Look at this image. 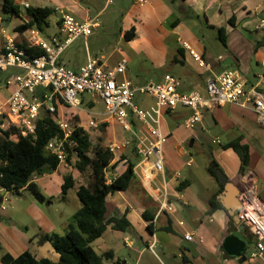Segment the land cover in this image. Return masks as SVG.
<instances>
[{"label": "crops", "instance_id": "crops-1", "mask_svg": "<svg viewBox=\"0 0 264 264\" xmlns=\"http://www.w3.org/2000/svg\"><path fill=\"white\" fill-rule=\"evenodd\" d=\"M15 2L20 5L28 3L36 7L47 6L59 10L60 13L64 7L61 0H36L34 5L24 0L19 2L15 0ZM134 2L138 8L143 9L146 6L152 8L156 24H148L147 30L161 33L160 37L163 40L167 39L169 34L177 35V42L193 45L204 58L207 66L200 67L186 48L181 46L178 51L181 57H175L168 68L165 67V59L158 63L167 70L163 73L164 75L171 74L168 71L171 68H179L183 64L188 66L190 72L188 78L191 83L184 84L181 77H178L179 75H174L182 81L180 91L187 92L196 89L206 96V78L218 75L227 69H236L246 80L247 86L259 84L260 88L264 89V81L260 82V77L264 74V29L257 28L260 19L264 18V0L183 1L190 13L203 14L205 21L209 22L213 28L224 27L226 29L227 45H224L225 49L220 53L208 52L202 41L192 34L183 20L176 18L179 21L178 24L169 27L168 20L171 11L166 0H147L143 4L137 0ZM90 13L87 9L83 19L90 17ZM25 15L19 17L18 22H6L7 27L0 23V49L6 37H13L16 43L27 42V31L20 34L16 30L17 26L27 21ZM144 17L148 16L145 14L141 19ZM230 18L234 19V25L229 23ZM163 24L170 29L168 31L163 29L161 27ZM46 33L49 35L48 32ZM150 34L152 35V32ZM155 39L159 40L158 37ZM158 47H161L163 52L166 51V45ZM121 58L111 55L105 60L96 59L105 66H114ZM224 63L230 65L224 66ZM81 67L82 65L75 70L78 71ZM18 70L21 72L20 69ZM128 72L130 69L127 68L124 75L127 79H129ZM251 73L254 75L253 78H250ZM7 78L8 75L2 77L0 74L1 98L9 94H2V87ZM147 83L143 78L138 79L133 85L137 87ZM86 101L85 103H89L91 100ZM83 102L82 104H85ZM93 103L94 105L88 109L86 107L81 109L82 104L78 108H70L61 104L59 114L65 119L76 115L79 123L86 127L92 120L90 117L102 123L105 121L104 110L103 112L94 111L95 100ZM70 109H74V112ZM191 113V109L178 106L175 110H169L163 115L161 129L167 136V141L163 145V172H156L152 162H141L139 157L134 167L135 178L128 189L109 195L108 202L111 208L109 215L115 217L126 215L131 230L119 231L110 225L103 235L92 243L99 255H104L106 252L113 253L112 258L104 259L105 264H264V258L249 262H246V258L242 262L241 257L229 255L224 250L223 242L229 234L239 233L246 245L247 241L251 243L250 251L254 249L255 237L247 228L240 230L234 220L236 228L231 224V216L220 200L224 187L222 188L219 182L209 174L208 160L196 159L192 150L194 147L205 149L206 146L219 143L221 145L219 150L210 152V154L205 151L204 157L213 156L220 171L239 189L246 182L254 183L264 199V174L258 169L259 161L264 158V145L261 144L264 140V125L258 122L255 112L251 109L234 103L205 107L202 110V120L194 128H188L184 124L185 119ZM108 123H111L109 128L117 124ZM133 128L143 129L142 125L137 122H134ZM225 135L226 137H223ZM237 137H241L242 143L248 144L250 149L249 167L244 175L240 174L241 159L238 154L232 148H224L226 143ZM129 138L132 140L131 136L123 137L126 142H129L123 148V153L130 155L132 143ZM75 160L76 158L72 157L70 161L60 163L56 170L33 179L47 200L54 198L65 203L72 201L75 208L73 212L67 211L63 206L55 210L60 215H52L38 206L37 202L31 200L28 207L22 208L23 213L30 218L31 229L27 222H19L13 206L8 207L5 204V208L0 209V264H3L1 261L3 254L8 253L17 257L26 250H30L38 258H48L54 262L60 260V255L51 243L40 244L38 238L41 233L64 234L73 222L74 213L81 207L77 190L82 184H87L89 178L88 175L84 177L83 173L77 171ZM116 160L118 157H115L113 162ZM126 164V160L119 161L117 167L111 169L108 175L113 177L122 173L126 169ZM67 175L73 176L75 184L63 199L61 198L62 185ZM25 190L21 189L18 194L9 192L7 202H22ZM212 200H215L222 208L212 209L210 205ZM53 203L54 200L49 202V204ZM166 204H169L172 210L166 209L164 207ZM4 211H7L9 215H5ZM8 216L14 218L15 221L9 223ZM18 223L25 225L21 226ZM188 233L193 234V241L185 238V234ZM151 244L153 248L150 247Z\"/></svg>", "mask_w": 264, "mask_h": 264}, {"label": "built area", "instance_id": "built-area-1", "mask_svg": "<svg viewBox=\"0 0 264 264\" xmlns=\"http://www.w3.org/2000/svg\"><path fill=\"white\" fill-rule=\"evenodd\" d=\"M137 1L143 4L147 0ZM23 5L26 8L30 6L28 3ZM98 25L94 17L79 20L61 11L58 32L47 35L37 27H30L27 30V43L30 47L44 51V54L38 56L31 55L19 46L13 37H6L3 51L0 52V74L10 68H18L21 72L5 80L4 86L11 90L5 98L0 97V134L10 126H15L22 136L35 135L43 113L56 114V123L63 137L50 140L46 149L56 155L60 163L66 162L71 152H75L76 142L71 139V135L76 127H82L88 132L89 128H98L101 122L92 119L86 127L75 122L76 115L65 119L59 114V105L78 108L82 104V96L93 93L103 102L105 121L115 122L132 133L141 162H152L156 172H163V145L167 136L162 132L161 122L164 113L169 110H175L178 106L191 109L192 113L184 124L194 128L202 120L205 107L234 103L251 109L258 122L264 125V92L259 84L247 86L246 80L232 69L208 76L205 96L196 89L180 91L182 81L172 74L164 75L159 82L150 81L136 87L124 76L128 68L125 57L114 66H105L98 59H90L78 71L62 65L60 57L64 50L77 37L90 36L93 28ZM257 28L264 29V18L260 19ZM184 47L200 67L207 66L199 52L186 42ZM262 81L264 74L260 77ZM137 93L155 99L150 111L132 104ZM134 122L140 123L143 129H134ZM128 143L113 141L108 147L116 157L117 151ZM151 155L155 156V161L150 160ZM36 177L33 176V179ZM1 190L5 194L0 209H4L9 191ZM238 199L241 205L238 219L255 237L254 249L249 252L246 262L264 258V199L259 188L252 182H246L239 189ZM164 207L172 210L169 204ZM185 238L193 241V234H185ZM150 247L153 248V245Z\"/></svg>", "mask_w": 264, "mask_h": 264}, {"label": "trees", "instance_id": "trees-1", "mask_svg": "<svg viewBox=\"0 0 264 264\" xmlns=\"http://www.w3.org/2000/svg\"><path fill=\"white\" fill-rule=\"evenodd\" d=\"M3 9L11 15L21 17L20 7L14 0H4ZM55 8L29 6L26 8L27 21L16 27L22 34L30 27H37L43 33L49 26L48 18L55 12ZM7 22L10 18L5 19ZM175 19L171 27L178 24ZM229 23L234 25V19L230 18ZM218 38L227 45V33L224 27L218 28ZM136 35V28L128 29L124 37L127 40ZM25 48L31 55H42L44 51L38 47H30L27 42L17 43ZM3 51V47L0 52ZM264 92V89L261 88ZM82 101L83 98H82ZM88 105L92 107L93 102ZM75 122H79L78 116H74ZM107 124H102V128ZM56 137H63V132L56 123V114L44 112L38 121L36 134L22 136L18 128L10 126L0 134V205L3 202L5 189L9 192L20 193L21 189H28L34 197L41 203L47 198L33 181V176L40 177L45 173H50L57 169L60 162L56 155L49 152L46 146L50 140ZM71 139L76 142L75 152H71L67 161L72 157L76 158L75 166L81 173L88 172V183L82 184L77 190V196L81 202V207L74 213L73 222L69 225L64 234L41 233L38 238L40 244L51 243L54 250L60 255V260L54 262L48 258H38L30 250H26L15 257L5 253L1 256L3 264H105L104 259L112 258V252L99 255L93 248L92 243L101 237L108 226L119 231H130L131 226L126 217L111 216L110 203L108 197L116 191H125L135 178L134 167L139 159L136 148V139L132 136L131 154L121 153L118 160L114 161L115 154L107 146L97 144L93 146L91 135L82 127H76L71 135ZM224 148H232L241 159L240 174L244 175L249 167V146L242 143V138L237 137L224 145ZM126 160V169L113 177L108 172L115 169L118 162ZM208 172L217 182L219 181V165L215 161L208 167ZM72 175L64 178L62 185V196L65 198L68 191L74 187ZM211 208H222V206L212 200ZM225 209V208H224ZM231 224L234 225L233 218L230 217ZM152 229V226L149 225ZM236 228V225H234Z\"/></svg>", "mask_w": 264, "mask_h": 264}, {"label": "rangeland", "instance_id": "rangeland-1", "mask_svg": "<svg viewBox=\"0 0 264 264\" xmlns=\"http://www.w3.org/2000/svg\"><path fill=\"white\" fill-rule=\"evenodd\" d=\"M3 1L4 0H0V23H3V25L7 27V21L5 20L6 18H10V21H12V23L18 22L20 18L16 15H11L10 13L5 12V10L3 9ZM16 1L19 2L21 0ZM24 1L29 2L31 5H34V3L36 2V0ZM61 1L64 4V12L70 13L77 19L82 20L84 18L85 11L88 9L91 12L90 16L94 17V20L98 21L99 23L97 27L93 28L90 36H88L86 39L83 36L77 37L61 54L60 61L62 65L71 70L78 69L81 65H86L90 59L99 58L101 60H105L106 58H109V56L114 55L117 58L125 57L127 59L128 70L130 69V72H128L127 75L129 79L133 81V83H137L138 79L143 78L146 79L147 82H159L164 75L163 73L167 72V70H165V67L168 68L175 57H181L178 51L181 46L184 47L185 42H177V35L169 34V37L163 40L160 37L161 33L146 29L148 24H156V20L153 18L152 8H150L149 6H146L143 9L138 8V6L136 7L134 0ZM183 1L184 0H166V4L171 11L168 20L169 27H171L172 22L176 18H179L187 24V27L192 32V34L202 41V44L206 47L208 52L220 53L224 51V45L218 38V28H213L209 22H206L203 14L198 15L196 12L190 13ZM18 5L20 7L21 16L26 14V7H24V5ZM131 11H133L132 14L130 13ZM138 13L140 15L139 18ZM134 14H136V16H134ZM145 14L148 17H144V19H141V17H143V15ZM60 16L61 13L59 12V10H56L52 13V15L48 18L49 26L48 28H46V32H48L49 34L58 32ZM24 17L27 18V15H25ZM129 23H131V25H129ZM130 27L136 28V35L132 40L128 41L123 37V34L126 29H130ZM161 27L167 31L170 29L167 28L165 24L161 25ZM12 30L14 32L15 27L12 28ZM150 32H152V35L150 34ZM160 32H162V30ZM156 37H158L159 40H156ZM163 44L166 45L165 52L161 50V47H158ZM191 46L194 48L193 45ZM67 49L68 51H66ZM88 58L90 59L88 60ZM163 59H165L166 62L165 67L162 64H158ZM228 63H224L223 65H230ZM179 68L181 69L179 70ZM179 68L174 67L169 69L168 71L173 75H179L178 77H181L184 84L191 83V80L188 78V75L190 74L188 66L186 64H183ZM234 70L237 71L236 69ZM17 73H20L18 68H10L6 73H1V75L2 77L5 75H8V77H13ZM253 77L254 75L253 73H251L250 78ZM10 90L11 88H7L3 85L2 94L7 95ZM83 100V103L87 102L86 100H91V102L95 100L94 111L103 112V102L97 95L93 93H86L83 95ZM154 103L155 99L152 96L143 95L140 93H137L132 99L133 105L147 111H150L152 107H154ZM83 107H86L87 109L90 108L88 103L82 104L80 108L82 109ZM70 110L74 112V109ZM90 119H93V117H90ZM102 124H107V126L102 128ZM110 124L111 123H108L107 121H103L98 128L88 129V132L91 135L93 146H96L97 144L107 146L113 141H125L123 137H132V134L129 131L124 130L121 125L115 124L112 128H109ZM223 137H226V135ZM129 139L131 140V138ZM261 144L264 145V140L261 142ZM220 148L221 145L219 143H214L210 146H206L205 149L194 147L192 149L193 156L198 160H202V158H205L206 161L208 160L207 165L211 166L215 160L213 156L204 157V152L208 151L210 154V152L217 151ZM122 152L123 148L117 151L116 157L119 158ZM155 159L156 158L154 155L150 156L151 161H155ZM258 164L259 171L264 174V158L260 160ZM77 171L79 170L77 169ZM64 175H62V177H64ZM87 175L88 172L84 173V177H87ZM40 181L42 182V180ZM22 200V202H6V206H13L15 208L16 217H18L19 222H27L31 229L32 223L30 221V218L22 211V208H26L30 205L31 200L33 202H37L38 206H41L45 212L52 215H60L56 213L57 211L55 210L62 208L63 206L67 211L70 212H73V210L75 209L72 201L65 203L63 201H60L59 199L53 198L51 199L52 201L54 200L53 204H49V202L51 201L49 199L44 203H41L28 189L24 191ZM4 212L5 215H9L7 211ZM8 217L10 218V216ZM8 221L9 223H13L15 219L11 217ZM18 224L21 226L25 225L21 223ZM250 246L251 243L247 241L245 250L246 256L249 255Z\"/></svg>", "mask_w": 264, "mask_h": 264}, {"label": "water", "instance_id": "water-1", "mask_svg": "<svg viewBox=\"0 0 264 264\" xmlns=\"http://www.w3.org/2000/svg\"><path fill=\"white\" fill-rule=\"evenodd\" d=\"M219 181L224 184V191L221 194V203L228 210L229 215L233 218L240 230H245V226L240 223L238 219V210L240 209V202L238 199L239 187L233 182L229 181L227 176L218 171ZM223 248L229 255L241 257V261L246 260V243L239 233H232L226 236L223 242Z\"/></svg>", "mask_w": 264, "mask_h": 264}]
</instances>
